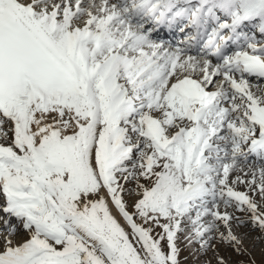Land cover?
<instances>
[{
	"label": "snow or ice",
	"instance_id": "snow-or-ice-1",
	"mask_svg": "<svg viewBox=\"0 0 264 264\" xmlns=\"http://www.w3.org/2000/svg\"><path fill=\"white\" fill-rule=\"evenodd\" d=\"M251 233L264 0H0V264H256Z\"/></svg>",
	"mask_w": 264,
	"mask_h": 264
},
{
	"label": "rangeland",
	"instance_id": "rangeland-1",
	"mask_svg": "<svg viewBox=\"0 0 264 264\" xmlns=\"http://www.w3.org/2000/svg\"><path fill=\"white\" fill-rule=\"evenodd\" d=\"M240 190L241 191L244 190L243 186H241ZM255 235H258V233H251L250 234V238H249V241H248V246H249V248L251 249V251L253 253V258L255 259L256 264H262V262H264V254H262L261 248L264 247V246H262L260 244H256L255 247L252 246L251 237L255 236ZM221 254L225 255L226 257L230 255V264H234L235 261H239V260H243L247 264V262L249 260L248 256H242V257L241 256H235L234 254L226 253L223 250L221 251ZM186 255H188L187 252L182 253L181 259L183 260V257L186 256ZM190 261H191V258H189L188 264H190Z\"/></svg>",
	"mask_w": 264,
	"mask_h": 264
}]
</instances>
